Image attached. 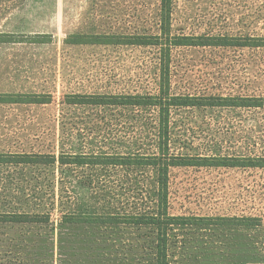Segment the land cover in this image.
Instances as JSON below:
<instances>
[{
    "label": "rangeland",
    "instance_id": "1",
    "mask_svg": "<svg viewBox=\"0 0 264 264\" xmlns=\"http://www.w3.org/2000/svg\"><path fill=\"white\" fill-rule=\"evenodd\" d=\"M160 4L0 0V32H11L0 43V93L52 96L50 104L0 103V153L158 155V108L70 105L66 97L157 95L159 48L65 41L73 33L157 35ZM172 27L174 35L264 38V0H173ZM171 55L174 94L264 98V46L176 47ZM169 127L174 155L264 157V105L172 108ZM157 179L153 166L0 163V213L51 217L35 227L0 223V264H139L143 246L127 251L130 237L144 235L137 229L58 224L66 214L152 213ZM168 199L176 216L262 218L260 227H178L170 264H264V167L171 168Z\"/></svg>",
    "mask_w": 264,
    "mask_h": 264
},
{
    "label": "trees",
    "instance_id": "2",
    "mask_svg": "<svg viewBox=\"0 0 264 264\" xmlns=\"http://www.w3.org/2000/svg\"><path fill=\"white\" fill-rule=\"evenodd\" d=\"M173 0H161L158 15L159 34H85L73 33L66 38L68 44H105V45H138L155 46L160 51L159 90L157 95L142 94H71L67 95L66 103L81 106H113V107H156L158 117V155H122V154H45V153H14L1 154L0 163L16 164H78L106 166H153L157 169V207L154 212L132 214L98 213V214H66L58 224L74 229L90 228H128V232L137 229L144 234L141 237L128 239L127 251L136 250L135 244L143 246L147 256L136 257L139 264H170V243L174 231L178 227L188 225H229L243 227H260L262 218L254 216L219 217L223 223L213 221L211 217H188L173 215L169 212V173L175 167H264V157H222V156H182L170 151L169 118L172 108L177 107H263L262 97H224L205 96L193 97L177 95L171 92V52L176 47H259L264 46V38L254 37L244 40L242 37L224 36H190L174 35L172 32ZM13 38V37H12ZM15 42V40L13 41ZM0 103L15 104H50L51 94H10L0 93ZM49 214L41 213H0V223L42 226L50 224ZM62 230V229H61ZM130 235V234H129ZM134 240V241H132ZM32 239L33 250L42 244ZM126 244V243H125ZM140 251V250H139ZM126 256V254H123ZM129 256V255H128ZM130 258V257H126ZM140 259V260H139ZM124 264V263H123Z\"/></svg>",
    "mask_w": 264,
    "mask_h": 264
},
{
    "label": "crops",
    "instance_id": "3",
    "mask_svg": "<svg viewBox=\"0 0 264 264\" xmlns=\"http://www.w3.org/2000/svg\"><path fill=\"white\" fill-rule=\"evenodd\" d=\"M11 32L6 33V32H0V43L1 42H10L9 36H10ZM8 36V39L5 38V40H3V37Z\"/></svg>",
    "mask_w": 264,
    "mask_h": 264
}]
</instances>
